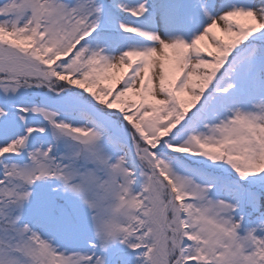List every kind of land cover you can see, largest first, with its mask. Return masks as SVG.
<instances>
[{
  "label": "rangeland",
  "instance_id": "rangeland-1",
  "mask_svg": "<svg viewBox=\"0 0 264 264\" xmlns=\"http://www.w3.org/2000/svg\"><path fill=\"white\" fill-rule=\"evenodd\" d=\"M105 1L0 0V264H264V0Z\"/></svg>",
  "mask_w": 264,
  "mask_h": 264
},
{
  "label": "bare ground",
  "instance_id": "bare-ground-1",
  "mask_svg": "<svg viewBox=\"0 0 264 264\" xmlns=\"http://www.w3.org/2000/svg\"><path fill=\"white\" fill-rule=\"evenodd\" d=\"M113 66H114V65H113ZM116 68H117V69H119V66H118V65H116Z\"/></svg>",
  "mask_w": 264,
  "mask_h": 264
}]
</instances>
